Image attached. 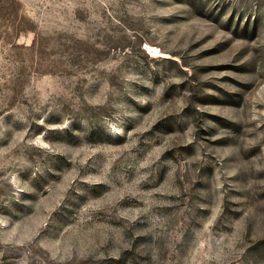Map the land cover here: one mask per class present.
Instances as JSON below:
<instances>
[{"label":"rangeland","instance_id":"1","mask_svg":"<svg viewBox=\"0 0 264 264\" xmlns=\"http://www.w3.org/2000/svg\"><path fill=\"white\" fill-rule=\"evenodd\" d=\"M0 264H264V0H0Z\"/></svg>","mask_w":264,"mask_h":264}]
</instances>
